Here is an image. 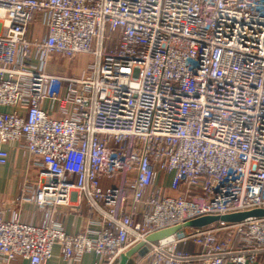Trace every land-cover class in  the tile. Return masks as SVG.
I'll use <instances>...</instances> for the list:
<instances>
[{"label":"built area","instance_id":"built-area-1","mask_svg":"<svg viewBox=\"0 0 264 264\" xmlns=\"http://www.w3.org/2000/svg\"><path fill=\"white\" fill-rule=\"evenodd\" d=\"M38 16L47 34L30 40ZM85 54L90 75L48 72ZM0 106V166L17 143L35 169L0 204V264H47L56 244L117 264L152 233L264 207V0H0ZM73 194L99 213L79 234L51 220ZM24 204L46 220L6 218ZM189 230L199 255L161 251L184 231L149 244L148 264L264 258V218Z\"/></svg>","mask_w":264,"mask_h":264},{"label":"crops","instance_id":"crops-1","mask_svg":"<svg viewBox=\"0 0 264 264\" xmlns=\"http://www.w3.org/2000/svg\"><path fill=\"white\" fill-rule=\"evenodd\" d=\"M46 34L47 29L43 23V18L42 16H38L30 28L28 34L29 39H42L46 37ZM48 71L50 72L51 70L48 68ZM11 111L12 109L9 107L0 106V112ZM4 148L9 152V161L6 165L0 166V204L7 208L18 196L23 184L31 177L30 174H32L35 169L31 168L32 158L28 152L17 143L6 144ZM117 182L116 180L115 184H117ZM110 183V181L104 180L103 186L107 187ZM14 212L19 213L20 220L23 223L40 225L46 220L45 210L39 209L32 204H24L19 209H11L6 212V218L11 219ZM51 212V220L60 223L68 234L83 233L90 226L91 221L99 217V213L90 208L87 198L85 196L78 197L76 194H73L68 206L52 208ZM191 249V247L188 249H186V247H180V250L183 252H190L189 250ZM139 256V254L135 255L127 264H140L142 258L140 259ZM96 261L95 254L89 253L84 255L79 262H68L61 253L60 244H56L53 248L52 257L47 264H95ZM9 264H29V262L22 258H18ZM251 264H264V258H261L259 262Z\"/></svg>","mask_w":264,"mask_h":264},{"label":"rangeland","instance_id":"rangeland-1","mask_svg":"<svg viewBox=\"0 0 264 264\" xmlns=\"http://www.w3.org/2000/svg\"><path fill=\"white\" fill-rule=\"evenodd\" d=\"M94 63L95 57L92 54L79 55L77 57H74L73 59H67L64 56H57L55 60L50 64L49 70L51 71L48 72L65 78H81L83 72L87 75H90L92 73V70H90L89 66ZM192 233V230H187L185 235H181L179 238H176L175 244L173 243L165 245L164 247L160 248L161 251L170 254L172 252H174L175 254H199L202 251V247L199 245L200 243H198L196 239L183 240L184 236H192ZM216 241V245H221L222 243H228L230 241V238L217 235ZM180 247H186V249L191 247L192 249L189 250L190 252H183L180 250ZM153 252L154 250L150 246H148L144 253L142 255L140 254L139 256L140 259L142 258L140 262L142 264L148 263V257H150Z\"/></svg>","mask_w":264,"mask_h":264},{"label":"water","instance_id":"water-1","mask_svg":"<svg viewBox=\"0 0 264 264\" xmlns=\"http://www.w3.org/2000/svg\"><path fill=\"white\" fill-rule=\"evenodd\" d=\"M263 219L264 218V207L252 208L249 210L233 212L224 215H206L201 216L192 220H189L182 225H177L171 228H167L155 233L150 234L145 240L127 250L119 260L118 264H127L129 260L135 255H142L149 244L158 243L170 237L177 235L179 232L185 229H199L208 227L215 223H227V224H238L249 219Z\"/></svg>","mask_w":264,"mask_h":264},{"label":"trees","instance_id":"trees-1","mask_svg":"<svg viewBox=\"0 0 264 264\" xmlns=\"http://www.w3.org/2000/svg\"><path fill=\"white\" fill-rule=\"evenodd\" d=\"M188 229H185V230H182L181 232H179V233H182V232H184V231H187Z\"/></svg>","mask_w":264,"mask_h":264}]
</instances>
